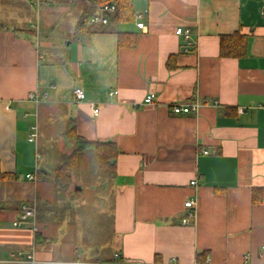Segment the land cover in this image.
I'll return each mask as SVG.
<instances>
[{
    "label": "crops",
    "instance_id": "crops-1",
    "mask_svg": "<svg viewBox=\"0 0 264 264\" xmlns=\"http://www.w3.org/2000/svg\"><path fill=\"white\" fill-rule=\"evenodd\" d=\"M32 8L0 0V264H264V0H133L132 20L85 36L72 17L55 38ZM237 31L245 54L222 56V36ZM120 32L136 44L120 45ZM176 103L200 107L175 114ZM72 120L86 140L116 146L115 178L88 148L72 190L56 186L77 146L64 137ZM189 200L196 218L184 225ZM24 205L36 217L15 227Z\"/></svg>",
    "mask_w": 264,
    "mask_h": 264
},
{
    "label": "trees",
    "instance_id": "trees-1",
    "mask_svg": "<svg viewBox=\"0 0 264 264\" xmlns=\"http://www.w3.org/2000/svg\"><path fill=\"white\" fill-rule=\"evenodd\" d=\"M87 3L93 4H115L118 8L117 12L111 16V22L116 21H128L133 18V0H86ZM96 14V8L90 5H85L82 10L81 16L76 25V33L85 36H90L97 30H107L110 28L107 26H93L90 24L91 18ZM5 25L0 20V30ZM129 42L124 40V34L119 33V44H127L129 47H133L136 44L135 35H127ZM247 50V37L240 31H237L231 35L222 36L221 54L224 57H241ZM64 137L66 139H72L76 142V149L69 155L63 156L62 160L55 170L54 181L58 188L68 190L74 182V177L78 171L79 154L88 149L94 148L96 156L99 160L101 168L104 170L108 179L115 178L117 176L116 170V156L119 153L116 146L111 143L91 142L80 136L77 132V124L74 120L71 121L69 128L65 131ZM257 199V195H254V199Z\"/></svg>",
    "mask_w": 264,
    "mask_h": 264
},
{
    "label": "built area",
    "instance_id": "built-area-1",
    "mask_svg": "<svg viewBox=\"0 0 264 264\" xmlns=\"http://www.w3.org/2000/svg\"><path fill=\"white\" fill-rule=\"evenodd\" d=\"M32 4H34L36 7L40 8L43 5H49L51 0H29ZM88 5L93 6L96 8V14L91 18L90 24L93 26H107L109 25L111 21V16L114 15L118 8L113 3H107V4H93L91 2H88ZM141 15H138V18H141ZM139 28L144 27L143 22L138 23ZM176 34L178 36H181L184 38L186 42L185 51L189 52L191 50L192 41H191V30L189 28L179 27L176 30ZM117 92H111V95L116 94ZM72 96L77 101H84L86 99V94L84 90L81 87H77L73 90ZM30 97L34 99L35 101L39 102V99L36 97L35 94H30ZM145 103L147 104H153L156 101V95L155 94H149L145 98ZM200 105L198 103H176L172 105V110L175 114H189L194 111H197ZM100 114V108L94 109V115L98 116ZM38 136V131L36 126H32L31 128V134L29 140L31 142L35 141ZM204 153H208V151H205ZM36 158L40 160L41 155L38 153L36 155ZM28 178L32 179V175H28ZM196 181H193L192 184H196ZM185 207L188 209V212L182 219V223L184 225L190 224L192 221L196 218V211H195V202L192 200H189L185 203ZM36 217V208L31 207L29 205H24L18 214L16 220L14 221L15 227H21L25 223H27L29 220L34 219ZM24 252L18 251L16 253L15 258L19 261H21L24 257ZM27 260L36 263V257L34 253L30 252L26 256ZM77 264V263H76ZM169 264H177L176 261H171ZM193 264H209V261L202 263L199 261L194 262Z\"/></svg>",
    "mask_w": 264,
    "mask_h": 264
},
{
    "label": "rangeland",
    "instance_id": "rangeland-1",
    "mask_svg": "<svg viewBox=\"0 0 264 264\" xmlns=\"http://www.w3.org/2000/svg\"><path fill=\"white\" fill-rule=\"evenodd\" d=\"M25 3L27 7L31 6L33 7L31 10L33 17L34 23H38V20H44L43 26H45V29L41 28L42 33H48L51 37H58L62 29H68L70 24H71V18L75 17L76 23L78 22L82 10L85 7V5H88L86 0H75V6L73 10V16L71 15V6L72 4L68 2V0H51L49 3V7H44L41 10H37L34 8L32 3L29 0H20ZM5 9L4 4H2V10ZM40 22V21H39ZM49 25H52L53 28H48ZM73 36H76L74 33ZM73 184L69 187L68 190H72ZM62 190V189H60ZM62 194V193H61ZM64 196V194L62 195ZM76 200L80 197L79 194L74 196ZM75 201V200H74ZM89 203L87 204V207L85 209H88L85 211L86 214L92 215V218L88 219L89 221V227L88 232H90V237H96L98 227L95 225V214H94V209L97 207L98 202H95V198H92L88 200ZM54 212L55 213H60L59 217L60 218H66L67 214L65 213V210L63 207H54ZM87 219V220H88ZM109 235V231L107 232ZM103 238H105V235H101Z\"/></svg>",
    "mask_w": 264,
    "mask_h": 264
}]
</instances>
